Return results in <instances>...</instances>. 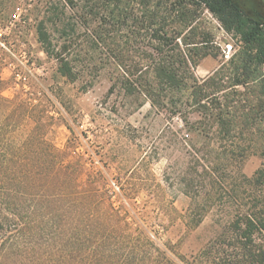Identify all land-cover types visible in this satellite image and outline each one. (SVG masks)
Wrapping results in <instances>:
<instances>
[{
  "label": "trees",
  "instance_id": "1",
  "mask_svg": "<svg viewBox=\"0 0 264 264\" xmlns=\"http://www.w3.org/2000/svg\"><path fill=\"white\" fill-rule=\"evenodd\" d=\"M161 1L43 0L37 42L56 61L59 76L80 82L84 90L105 73L108 95L118 90L157 109L173 106L177 95L188 93L200 116L191 129L206 137L210 79L198 82L194 76V69L209 55L206 32L191 25L192 11L162 8ZM188 1L207 8L244 45L238 65L231 62L230 88H243V93L233 92L242 98L251 89L261 103L257 110L249 107L251 114L241 120L223 119L220 109L229 105L218 103L215 123L226 135L239 127L247 131L263 121L264 30L242 18L237 0ZM186 29L198 40L181 38ZM222 87H216L214 95ZM23 103L0 114V264H264V137L256 139L262 143V165L251 177L227 174L228 159L209 162L213 166L206 175L220 193L206 200L196 195L192 202L203 212L216 203L225 209L233 203L234 214L210 243L186 256L160 249L147 236L128 234L125 221L105 201L96 200L95 188L81 185L79 168L67 163L47 140L43 121H35L33 129L20 136L22 120H29L21 119L29 107ZM221 171L226 177L219 176ZM227 184L232 200L225 205ZM200 221L201 216L193 225Z\"/></svg>",
  "mask_w": 264,
  "mask_h": 264
},
{
  "label": "rangeland",
  "instance_id": "2",
  "mask_svg": "<svg viewBox=\"0 0 264 264\" xmlns=\"http://www.w3.org/2000/svg\"><path fill=\"white\" fill-rule=\"evenodd\" d=\"M160 4L162 8L172 5L179 11H192V20L188 21L206 32L209 55L194 69L198 82L210 79L206 91V137L191 129L200 116L188 93L177 95L173 106L157 109L118 90L108 95L110 83L105 73L86 90L80 82L72 83L59 76L56 61L48 58L37 42L36 26L44 16L43 0H0L1 24L17 10L24 18L16 35L39 68L28 81L29 90L23 91L16 88L0 60V114L16 110L24 102L29 107L21 119L28 116L29 120H22L20 136L27 135L35 121H43L47 140L67 163L79 168L81 185L95 188L96 200L105 201L125 221L123 227L128 234L147 236L162 250L190 256L210 243L234 214L233 203L227 209L216 203L203 212L192 202L196 195L206 200L217 199L220 193L206 175L205 170L213 166L209 162L228 159L231 165L227 174L251 177L262 165V143L256 139L264 137V114H260L263 121H257L247 131L239 127L226 135L217 128L218 103L229 105V109H220L225 120H241L250 113L249 107L261 103L251 89L242 98L233 92L243 93V88H230L234 78L231 62L238 65L244 45L233 33L226 32L207 8L196 7L188 0H162ZM188 30L181 38L194 35L187 34ZM190 40L197 41L198 37ZM219 86L224 89L214 95ZM261 100L263 103L264 97ZM221 172L219 176L226 177ZM188 181L192 186L186 195ZM226 186L222 202L228 205L232 193L229 184ZM199 216L200 223L193 225Z\"/></svg>",
  "mask_w": 264,
  "mask_h": 264
},
{
  "label": "built area",
  "instance_id": "3",
  "mask_svg": "<svg viewBox=\"0 0 264 264\" xmlns=\"http://www.w3.org/2000/svg\"><path fill=\"white\" fill-rule=\"evenodd\" d=\"M23 23L24 18L18 10L13 12L6 22L0 23V60L3 62V70L9 72L16 88L28 91V81L34 75L33 71H39V68L35 67L24 50V43L19 35H16L19 25Z\"/></svg>",
  "mask_w": 264,
  "mask_h": 264
},
{
  "label": "flooded vegetation",
  "instance_id": "4",
  "mask_svg": "<svg viewBox=\"0 0 264 264\" xmlns=\"http://www.w3.org/2000/svg\"><path fill=\"white\" fill-rule=\"evenodd\" d=\"M242 18L249 19L264 30V0H237Z\"/></svg>",
  "mask_w": 264,
  "mask_h": 264
}]
</instances>
